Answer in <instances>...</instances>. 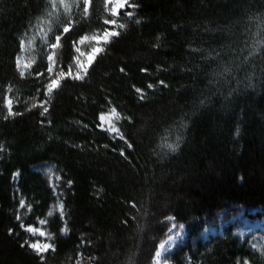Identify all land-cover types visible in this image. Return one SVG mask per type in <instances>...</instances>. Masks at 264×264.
<instances>
[{
	"label": "trees",
	"instance_id": "1",
	"mask_svg": "<svg viewBox=\"0 0 264 264\" xmlns=\"http://www.w3.org/2000/svg\"><path fill=\"white\" fill-rule=\"evenodd\" d=\"M132 2L134 19H120L127 29L41 116L32 105L47 99V78L20 77L15 59L23 34L52 11L49 0H0V264H153L172 223L188 238L170 264H264L234 224L202 239L222 217H264V0ZM105 15L103 0H93L90 20L74 10L78 23L57 50L64 66L76 55L72 41L101 29ZM37 50L33 68L46 72V49ZM6 95L21 115L4 118ZM113 107L132 148L97 127ZM42 165L55 170L63 215L50 180L34 170ZM17 214L25 225L45 221L56 251L41 261L21 247L44 239Z\"/></svg>",
	"mask_w": 264,
	"mask_h": 264
},
{
	"label": "snow or ice",
	"instance_id": "2",
	"mask_svg": "<svg viewBox=\"0 0 264 264\" xmlns=\"http://www.w3.org/2000/svg\"><path fill=\"white\" fill-rule=\"evenodd\" d=\"M104 10L106 15L102 20L103 27L101 29L95 30L91 35L84 34L80 35L78 40L72 41V46L77 54L81 52V48L78 45H83L88 41L93 46L91 47V54L88 56L87 61L85 62L80 55H75L72 58V63H69L67 66H64L60 62V57L58 55V49L62 48V39H66L67 36L71 35L73 29L76 27L78 21L73 18V9L78 10L81 19L90 20L92 17L93 10V0H49V5L52 11L47 12L46 15H41L37 17L35 24L30 25V30L32 35L29 36V32H25L19 42V51L16 55L15 64L19 72L20 77H24L26 73L30 75H35L37 78L45 77L47 78V83L43 85L44 95L47 99L41 100L38 103H33V108H40L41 116L49 113V106L52 96L56 90H59L62 85L67 81H85L86 77L89 75V69L92 66L95 58L98 55L103 54L106 51L108 45H110L115 39H118L121 36L120 29H127L128 23L120 22L121 18H127V20L134 19V11L139 7V5L132 0H103ZM63 8V12L60 9ZM132 9V10H129ZM135 23H140L138 19L134 20ZM39 34L43 40L44 48L46 49V72H41L37 68H33L34 64H37L38 50L34 47L36 35ZM35 53L30 57L26 54ZM23 60V62H22ZM121 72H124V69H120ZM142 72H147V68L141 69ZM160 85L167 87L165 81L160 80ZM135 92L139 94L140 100H144L143 89L135 87ZM148 88H154L153 84H149ZM13 91L12 86L9 85L7 92L11 93ZM39 91V89L37 90ZM18 103V101H15ZM110 103V101H109ZM4 104L7 109L8 115L5 116V119H8L9 116L21 115L19 112L13 111L14 100L10 95L4 97ZM112 113H116V108H112ZM100 124H97L98 128H101L103 131L108 132L112 135L113 139L119 138L123 140L128 148H132L133 145L130 143L120 128L116 127L114 123H109L107 128H104L105 114L102 112L100 114ZM44 121H41L43 125ZM52 121L49 120L48 124H51ZM86 127V126H85ZM3 146L0 145V148ZM107 147V145H105ZM168 147L173 151H178L179 145H168ZM113 151H116L114 148ZM120 155L125 156L124 149H120ZM48 173H52V169L49 168ZM14 175H19L16 173ZM73 184V181L69 179L67 185L69 188ZM21 208H24L25 200L21 199L19 201ZM29 211H31V205H27ZM61 214L63 215L64 204L60 203ZM16 220L20 221V227L24 229L27 233L35 236L37 233L40 237H48L52 239L54 234L46 233L45 231L36 228L32 225H25L21 216L16 215ZM169 221L173 220L174 217L168 216ZM41 224L45 221L41 220ZM173 227H175L173 225ZM64 234H67L68 229L65 227L61 230ZM13 232V229H9V234ZM169 240H172L173 237L169 236ZM25 244L31 248L41 259L44 260L42 255L49 249L53 252L56 251L55 242H40L39 240L29 243L25 241L24 244H21V247H24ZM165 244L162 242L159 244V248L163 249ZM156 257L161 255L160 251L155 253ZM79 264V262H78Z\"/></svg>",
	"mask_w": 264,
	"mask_h": 264
},
{
	"label": "rangeland",
	"instance_id": "3",
	"mask_svg": "<svg viewBox=\"0 0 264 264\" xmlns=\"http://www.w3.org/2000/svg\"><path fill=\"white\" fill-rule=\"evenodd\" d=\"M74 10L75 9H73V12H74ZM60 11L63 12V8H61ZM31 35H32V33L30 31L29 36H31ZM39 43L44 45L42 38L40 37L39 34H37L36 39H35V45H34V47L36 49L38 48ZM78 46L81 48V52L79 54L76 53V55H80L81 58L86 62L88 59V56L91 54V47L93 45L90 44L88 41H86L83 45H78ZM85 48H88V51H86ZM33 54H35V53H28L26 55H28L30 57ZM22 62H23V60H22ZM27 74L28 73H26V75ZM111 110H112V108L104 113L105 114L104 128H107L109 123H114L116 127L120 128V123L123 120V118L121 117V115L117 111H116V113H118V115L112 113ZM100 123H101V121L99 119V124ZM110 136L112 137V135H110ZM116 139H119V138H116ZM49 168L52 169L51 174L48 173ZM34 170L38 173L43 174L44 176H46L50 180V183L54 187V189L56 190L55 192H56V195L58 197L57 210L59 212H61V209H60V203H61L60 195L61 194H59L58 190L56 189L57 186L55 184L56 178H55L54 168L51 167L50 165H42V166L36 167ZM250 214L253 215V214H255V212H252ZM218 222H219L218 226L207 227L204 230V232L202 234V239L204 242H207L211 238H214V237L223 236L225 229L230 224H234V226L236 227V230H235L236 236L238 238H240L242 241L248 240L251 249L254 250L255 252L261 254L262 256H264V217L263 216H260L257 218L256 217H250L249 215H247V212L245 210H242L237 215L230 217V219L224 220V218L222 217V218H220V220ZM173 225L175 227H173ZM45 226H46V223L41 224L39 221L38 225L34 226V227L39 228V229H41L47 233ZM35 236L40 237L38 233ZM169 236H172L173 239L169 240L168 239ZM168 237L163 242L165 244V247L163 249H160L158 247L157 251H160L161 255L159 257H156V255H155L153 264H170V262L168 261V258L171 255H173L176 252V250L186 242L188 235H187L186 230H184L182 227L178 226L177 224L172 223V227L168 233ZM41 238H43L44 241H40V242L51 243L47 236L41 237ZM50 250L51 249H49L48 251H50ZM48 251H46L45 253H47Z\"/></svg>",
	"mask_w": 264,
	"mask_h": 264
}]
</instances>
